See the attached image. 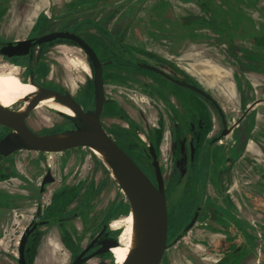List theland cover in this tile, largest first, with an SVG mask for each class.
<instances>
[{
    "label": "flooded vegetation",
    "instance_id": "1",
    "mask_svg": "<svg viewBox=\"0 0 264 264\" xmlns=\"http://www.w3.org/2000/svg\"><path fill=\"white\" fill-rule=\"evenodd\" d=\"M50 1L52 0H47V6L50 5ZM136 1L138 2L140 0L53 1V3L56 4H54L52 12L56 15L59 14L58 17L62 20L65 19L67 24H62V22L58 26L52 27L60 28L51 29L44 33L38 34L36 31L38 19L42 15L49 19L50 9L48 8V10H43V12L38 11L31 20V25H28L26 28V36L21 38L11 36L0 39V47L7 42H15L18 40L34 38L51 31L74 32L84 39L94 49L99 60L103 64L105 102L101 110L100 121L103 128L116 143L118 140L120 143L125 144L128 141L134 139L131 129L136 126V123L139 126V121L136 120L134 115L129 114V110H131L133 113H138L140 118H143V113H148L151 110L156 112L164 111L166 112V118L172 119V121H170V125L173 124L172 127L182 126L185 131V136H183L182 139H187V152L184 153L186 156V165L183 166L184 162L180 160V156L177 158L173 157V160L177 161L178 166L172 168L171 178L169 181L159 164L164 181L167 208V247L164 250L159 264L163 263L167 250L174 244L180 242L181 239L186 236L188 231L196 225L199 219L204 217L201 216V209L197 205L203 196L207 185H210L212 192L222 199L221 207L227 209V211L222 209V211L218 212L219 216L223 215L224 219H227L226 226L221 227V222H218V224L215 225L216 229L225 230V232L213 233L211 235L218 236V238L212 242L210 246V252L220 254V258H218L216 262L212 264H243V261L246 262L245 264H247V260L244 259V256H247L252 248L254 250H259L260 247L264 249V237H262L264 234H261L259 231L256 233H248L247 225L249 223L256 226L257 229H259V226L254 223L255 221L248 219V217L245 215L247 212L244 209L246 203H249L257 214L264 216L263 166L260 165L259 167V165L256 164L259 180L257 179L254 182L255 185L252 186L253 188L251 191V193H253L255 196V200H257L256 203H253L251 200L249 201L247 199V196L245 195L246 190L242 185L244 182H250V185H252V181H250L248 175L246 174L247 168L242 167V164L248 160L247 154L245 152L248 150L246 147L247 141L250 140V142L255 143L260 151V160H264V125H262L260 128V134L257 138L251 137L248 139L247 137L249 134L248 129L255 125V120L257 119V114L259 113L255 110V107L260 103H264V93L261 97H257L255 99H252V97L245 98V95L241 94L240 99L245 98L244 107L242 110L238 109V115L236 119L230 120L220 105L221 112L214 104H212L211 101L191 88L178 84L147 68L141 67L139 63L155 65L176 79L185 80L191 85L201 87L212 96V93L207 89V87L204 86L207 84L203 82L201 83V81H199L193 73L189 72L186 67H184L182 64H179L170 57L156 54L157 52L153 51L149 47V44H151L152 41L154 42L156 37H153L154 34L151 28H143V24L145 23L143 20H141L139 15L141 12L144 13L147 11L146 6L136 9L134 8ZM175 1L181 2L183 0ZM188 1L190 4H193L195 8L192 7V9L187 10L186 14L176 16V8L174 7L173 2L169 0H164L161 2V10H155L156 14L160 15L162 21L160 22L159 32H166V34L169 36L166 40L162 39L163 42L167 41L162 45L168 47L169 49H186L196 44H204V47H208L209 45L212 46L211 44H213L215 48L224 50L227 54H229V58H231L235 64L240 60L247 64V61L250 60L251 52L249 51L254 49L255 46H264V25L258 22H253L250 25H244V23L248 21L247 17L249 16L250 11H248V14H245L243 17L240 16V19L238 18V23H236V21L228 22L229 26L231 23H234V27L230 29V31L222 33L221 35L219 32L220 25H217L213 19L214 13L211 9L213 8V5L210 2L208 4L207 0ZM103 5L107 7L100 8V6ZM77 6H79V8L75 9ZM63 7H67V11L58 13L57 9H62ZM96 7L99 8L94 10ZM78 11H81L84 14H82L80 18L72 21L73 16H75ZM7 12H10L11 16H13L14 20L16 19V21L18 20L21 22L24 19V9L22 10L19 8L16 15H14V13L10 10H6L4 14ZM171 12L174 13V18L170 15ZM87 13H90V15L86 16ZM93 13H96L95 15L98 14V16H92ZM147 23L148 25L152 26L150 19ZM174 29L176 30L175 34L177 36H174L173 38L172 33ZM11 31L16 32L15 29H12ZM260 33L261 37L259 36ZM178 39L181 40L174 41ZM51 46H73L76 47L81 53L83 60L79 58L71 59L80 60L81 66H79V68L83 71H87L89 67L91 72L90 77L92 86L90 96V87L88 85L89 80L86 77H83V80H80V84H77L74 90L71 89L69 85H67L65 80L67 74L65 72L64 66H61V64H66V52L48 50V48H51ZM198 48L200 49V46H196V49ZM238 48H240L241 52L235 50ZM60 53H62V56H60ZM49 59H52L53 62L60 63V67L56 68L55 70V75H52V72L51 74L49 73ZM71 59H69L70 63ZM0 66L15 67L21 80L30 84L33 82L34 85H32L35 86L37 90H39V88L50 89L59 92L61 95H64L66 92H68L83 110H86L89 107L93 94V69L84 50L73 40L66 38H56L52 41L30 46L28 53L25 54L7 56L0 53ZM112 68L114 70H111ZM232 73L235 84H237L235 76L239 78V82L241 81L244 83L245 81H248L247 77H244L245 73L243 70L240 72L236 69V71L233 70ZM107 76H111V78L115 77L117 81L128 84L129 86H135L139 91H134L131 93L123 90L125 95L116 93L118 97L111 96L106 90L107 82L110 80V78ZM125 84H122V86L126 87ZM123 91L119 90L118 93ZM196 94L209 101L217 115L219 124L218 127L216 126V130L214 132H205V127L209 122V115H199V101ZM33 95L35 96V94ZM30 99L31 97H27L24 100H19L9 107L4 108L14 110L15 112H23ZM52 100L62 104L61 101L56 98ZM25 102H27V104H25ZM39 103L29 111L28 116L25 118L27 127L34 133H59L66 128H74L78 124V120L76 118H73L72 116L56 109L54 110V108L52 109L51 107L49 108L45 106L41 109H38L37 106ZM43 109L55 113L57 116H59L60 120L56 124H53L40 131L34 129L31 126L29 119L34 113L40 114ZM127 111L128 114L126 115L124 112ZM224 121L226 122V126L231 128V130L226 135L220 136L221 131L224 128ZM236 129L239 130L237 132V136L234 137L233 134L236 132ZM9 130V127L0 124V138L6 135ZM228 135L233 136V141L230 144L225 143L222 149H218V151L213 153L212 156L209 155L210 170H206V173L201 169V163L205 153L198 151L197 143L206 141L209 146L222 144ZM141 138L143 139V137ZM150 144L154 147L158 160V150L155 145L148 143V145ZM191 144L193 147V154L191 153ZM147 146H145L143 143H140V148L144 158L152 166L145 154L144 149ZM225 151L228 153H225ZM41 152L48 153V151ZM7 156H0V158ZM48 159H52V157L50 156ZM241 159L244 161H241ZM50 167L51 164L47 163L46 169L40 174L37 187H30L33 189V191L27 189L25 191L26 193H30V191L34 192L36 209L34 216L30 218V220L24 225L22 233L31 222L43 221L42 224H38L33 229L28 237V241L25 246V258L27 264H30L28 254L36 240V236H50V232L55 226H57L59 230L57 236H67L65 239L60 237L61 245L67 252V264H71L74 258L84 248H86L91 240H93V238L96 236H100L98 238L100 240L105 238L114 239L116 240L117 245L110 246L107 251L95 255L81 264H85L92 258L103 255L112 256L114 259V264H116L118 261L115 257V254L113 253V250L116 246L120 245L119 236L122 228H113L111 224L114 220H122L125 215H127L129 212H132L127 197L125 196L127 200L126 204H119V202H117L116 204L112 203L111 205H107L102 209L95 210L90 208L92 196L88 194L87 191H85L84 195L79 196V194H74V191L72 190L73 188L77 187V185H67V208L70 207V210H67V212L58 211V209L55 207V203L57 199L56 193L58 194L56 189L59 186H52V184L57 181V178L56 174ZM48 171H50V175L54 179L53 181L42 185V180L45 178ZM152 173L153 176L147 173L146 174L151 179V181L156 184L153 166ZM183 179V192L180 196L173 200L170 196L171 189L174 187L176 182ZM193 186L200 188V190L195 189ZM52 188L53 190L50 193L49 201L41 208V196L49 193L50 189ZM58 191H60V189ZM237 192L244 196L243 198L245 200V204H243L241 198L238 197L239 195H237ZM10 198L14 199L15 197H12V195L7 196L8 200L5 202L7 203V206L10 204ZM209 201L211 205H216V202L212 199ZM15 202L17 201L15 200ZM77 202L79 208L71 210V207ZM70 203L73 204L70 205ZM237 209H240L239 213L236 211ZM6 210H10V208L8 207ZM212 212L216 213L215 209H213ZM8 214L9 213L7 212V215ZM89 215H94L95 217L98 215L100 219L97 220L98 222H91L89 221L91 218ZM193 218H195L193 225L186 233L181 235V237L174 242L175 238L182 233L183 229L191 222ZM219 221L221 220L219 219ZM71 225L75 227L74 234H72L70 231L72 230ZM73 236H78V238H74ZM85 236L90 237L85 238ZM136 241L137 236L130 248V252L134 248ZM100 246V244L95 245L94 247L90 248L83 256L94 252ZM188 256L193 255L189 253ZM261 264H264V261Z\"/></svg>",
    "mask_w": 264,
    "mask_h": 264
},
{
    "label": "rangeland",
    "instance_id": "2",
    "mask_svg": "<svg viewBox=\"0 0 264 264\" xmlns=\"http://www.w3.org/2000/svg\"><path fill=\"white\" fill-rule=\"evenodd\" d=\"M53 1L57 2V0H52L50 1V5L47 6V0H0V39L11 36L17 38L26 36V28L28 25H31V20L34 18V15L38 11L43 12V10H48V8L50 9V18L47 19L44 15L40 16L36 25V31L38 34L44 33L51 29H58L60 27H52L58 26L62 22V24H67L65 19L62 20L58 17L59 14L56 15L52 12L54 4H56L53 3ZM162 1L164 0H140L138 2L136 1L134 4V8L136 9L146 6L147 11L144 13L141 12L139 17L145 23L143 24V28H151L154 34L153 37H156V39L153 38L155 40L149 44V47L153 51L157 52L156 54L170 57L179 64H182L189 70V72L193 73L195 77L201 81V83L203 82L207 84L205 86L226 112V115L229 117V119H236L238 115V109H243L245 103L244 99L246 97H252V99H255L257 97H261L264 93V46H255L254 49L249 51L251 52L250 60L247 61V64L241 60L235 64L234 61L229 58V54H227L224 50L215 48L213 44H211L212 46L209 45L208 47H204V44H196L186 49H169L168 47L162 45L167 42H163L162 39L166 40L169 36L166 34V32H159L160 22L162 21L160 15H157L155 11L157 9L161 10L160 6ZM169 1L173 2L174 7L176 8V16L186 14L187 10L192 9V5L188 0H183L181 2H177L175 0ZM235 1L237 0H230L231 4ZM209 2L212 4L213 1L207 0L208 4ZM248 2L252 4V0H248ZM243 3L245 7L249 6L244 1ZM252 5L253 7L249 6L251 10L249 12V16L247 17L248 21H246L244 25H250L253 22H258L264 25V3L259 2ZM104 7L107 6H100V8ZM19 8L22 10L24 9L25 12L24 19L21 22L18 20L16 21V19L14 20V17L11 16L10 12L4 14L6 10H10L14 13V15H16ZM78 8L79 6L75 7V9ZM98 8L96 7L94 10H97ZM233 10L234 7L231 10V21H236V23H238L239 19H237V16ZM63 11H67V7L57 9L58 13ZM82 14L84 13L78 11L75 16H73L72 21L80 18ZM95 14L93 13L92 16L97 17L98 14ZM87 15H90V13H87L86 16ZM170 15L173 18L175 17L174 13L172 12ZM149 19L152 22V26L148 25L147 23ZM233 27L234 23H231L230 26L228 23L226 26L220 25L219 32L222 35V33L230 31V29ZM12 29H15L16 32L11 31ZM175 32L176 30L174 29L172 33L173 38L174 36H177ZM259 36L261 37V33ZM180 40L181 39L174 41ZM196 46H200V49H196ZM48 50L66 52V64H61V66H64L65 72L67 74L65 77L67 85H69V87L74 90L77 84H80V80H83V77H86L89 80L88 85L90 87V96L92 86L90 77L91 72L89 67L87 71H83L79 68V66H81V61L78 59H71L79 58L83 60V57L77 48L73 46H51V48H48ZM235 50L241 52L240 48ZM60 56H62V53H60ZM69 59H71L72 64L69 62ZM48 64L50 65L49 73L51 74L52 72V75H55V70L56 68L60 67V63L53 62L52 59H49ZM236 69L240 72L243 70L245 73L244 77H247L248 81H245L244 83L241 81L239 82V78L235 76V80L237 82V84H235L232 72L233 70L236 71ZM111 70L114 69L112 68ZM107 77H109L110 80L107 82L106 90L111 96L118 97L117 94L123 95L124 91L131 93L134 91H139L135 86H129L128 84L117 81L115 77ZM122 84H125L126 87L122 86ZM119 90L124 91L118 93ZM241 94L245 95V98L240 99ZM197 97L199 101V115H209V122L205 127V132H214L216 130V126L218 127L219 124L217 115L209 101L200 95H197ZM37 108L40 109V106L38 105ZM255 110L259 113L257 114L255 125L248 129V139L251 137L257 138L260 134V128L262 125H264V103L257 105ZM124 113L127 115L128 111ZM129 114L134 115L136 120L139 121V126L136 123V126L131 129L134 139L128 141L125 144H122L117 140V143L147 174L151 176H153L152 166L144 158L140 148V143L145 144V146H147L148 143L155 145L158 150L159 164L163 169L166 178L170 181L172 168L178 166L177 161L173 160V157L177 158L180 156V160L184 162L183 166L186 165V156L184 153L187 152V139H182V137L185 136L184 129L182 126L172 127L173 124L170 125V121H172V119L166 118V112L164 111L156 112L151 110L148 113H143V118H140L138 113H133L131 110H129ZM59 120V116H57L55 113L43 109L40 114L34 113L30 117L29 122L34 129L42 131L49 126L56 124L59 122ZM238 130L239 129H236V132L233 134L234 137L237 136ZM140 135L143 137V139L140 137ZM232 141L233 136L228 135L224 140V143L214 146H209L206 141L202 143L198 142V151L205 153L201 163V169L205 172L206 170H210L209 155L212 156L213 153L218 151V149H222L225 143L230 144ZM246 147L248 150L245 152L247 154L248 160L242 164V167L247 168L246 174L248 175L250 181H252V185H250V182H242V185L246 190L245 195L247 196V199L249 201L251 200L253 203H256L257 200H255L254 194L251 193L253 188L252 186L255 185L254 182L257 179L259 180L256 164L259 165V167L262 165L264 169V160H260V151L255 143L250 142L249 140L247 141ZM225 153L228 152L225 151ZM50 156L52 159H48ZM241 161L244 160L241 159ZM47 163L51 164L50 168L56 174L57 178V181L53 183L52 186H59L56 189L58 194L56 193L57 199L55 203V207L58 209V211L67 212V210H70V207L67 208V185H77V187L73 188L72 190L74 191V194H79V196L84 195L85 191H87L88 194L92 196L90 208L95 210L102 209L103 207L111 205L112 203L116 204L117 202H119V204H126V195L111 173L109 165L91 147L88 148L86 146H78L67 149V151L48 153L35 150H17L7 157L0 158V238H2L0 242V253L5 247L13 248V246L10 245L13 239L21 237L24 225L30 220V218L34 216L36 209L34 192L30 191V193H26L25 191L26 189L33 191V189L30 187H37L40 174L46 169ZM183 184L184 179L179 180L171 189L170 196L173 200L182 194L184 189ZM196 186L193 187L197 190H200V188ZM59 189L60 191H58ZM52 190L53 188L50 189L49 193L41 196V208L49 201V196ZM9 195H12V197L15 198H10V204L7 206V203L5 202H7V196ZM237 195H239L238 197L241 198L243 204H245V200L243 198L244 196L240 195L238 192ZM211 199L216 202V205H211L209 203V200ZM15 200L17 202H15ZM72 204L73 203H70V205ZM197 206L200 207L201 216L204 217L199 219L196 225L188 231L186 236L183 237L180 242L174 244L167 250L162 264H212L216 262L218 258H220L219 253L210 252V246L212 242L218 238V236L211 235L213 233L225 232V230L216 229L215 225L218 224V222H221V227L226 226L227 219H224L223 215L219 216L218 212L222 211V209L227 211V209L221 207L222 199L212 192L210 185H207V188L205 189L203 196L199 200ZM8 207L10 210H6ZM76 208H79L78 202L71 207V210ZM213 209H215L216 213L212 212ZM244 209L247 212L245 215L248 217V219L255 221L254 223L259 226V229H257L256 226L249 223L247 225L248 233H256L259 231L261 234H264V216L257 214L249 203H246ZM236 211L239 213L240 209H237ZM7 212L9 213L8 215ZM89 217H91L89 219L91 222H98L97 220L100 219L98 215L96 217L94 215H89ZM219 219L221 221H219ZM71 227L72 230L70 231L72 234H74L75 227H73V225H71ZM58 233L59 230L57 226H55L54 229L51 230L50 236H36V240L28 254L30 264H67V252L63 249L60 242V237L65 239L67 236H57ZM73 237L78 238V236ZM89 237L90 236H85V238ZM15 252L18 256L17 250H15ZM189 253L193 256H188ZM0 258L4 262H8L5 257ZM244 259L247 260V264H259V262L261 264L264 261V249L260 247L259 250H254L252 248L247 256H244ZM242 263L245 264L246 262L243 261ZM85 264H114V259L110 255H103L92 258ZM116 264L119 263L116 262Z\"/></svg>",
    "mask_w": 264,
    "mask_h": 264
},
{
    "label": "water",
    "instance_id": "3",
    "mask_svg": "<svg viewBox=\"0 0 264 264\" xmlns=\"http://www.w3.org/2000/svg\"><path fill=\"white\" fill-rule=\"evenodd\" d=\"M56 38H66L76 42L84 50L90 61L93 69V94L89 107L83 110L68 92L61 95L57 91L45 88L37 90L35 96L28 101L23 112H15L0 106V124L10 128L9 132L0 138V156H7L19 149L59 152L78 146L91 147L102 152L103 156L101 157L109 165L111 173L123 189L134 212L137 241L122 264H159L167 247V208L161 168L154 147L151 144L148 145L144 150L155 171V184L103 128L100 121L101 110L105 102L103 64L94 49L74 32L51 31L34 38L4 43L0 47V53L7 56L25 54L28 53L30 46L52 41ZM139 65L191 88L211 101L221 112L218 102L201 87L191 85L185 80L176 79L155 65L147 63H139ZM31 84L34 85L33 82ZM48 95H54L63 105L68 106L74 112L72 117L78 120V124L74 128H66L60 133L36 134L27 127L25 118L29 111ZM230 130L231 128L227 127L224 121V128L220 136L226 135ZM191 153L193 154L192 144ZM53 179L50 171H48L42 180V185L53 181ZM194 222L195 218L175 238L174 242L186 233ZM42 223L43 221H33L22 233L17 247V264H27L25 246L28 237L33 229ZM99 237L93 238L71 264H81L87 259L107 251L110 246L117 245L114 239L100 240ZM97 244L101 246L94 252L83 256Z\"/></svg>",
    "mask_w": 264,
    "mask_h": 264
},
{
    "label": "bare ground",
    "instance_id": "4",
    "mask_svg": "<svg viewBox=\"0 0 264 264\" xmlns=\"http://www.w3.org/2000/svg\"><path fill=\"white\" fill-rule=\"evenodd\" d=\"M36 92L37 88L35 86L21 80L15 67L0 66V106L9 107L19 100H24L27 97L32 98L34 96L33 94ZM45 98L54 99L55 97L54 95H48ZM52 99L42 100L39 103L40 109L45 106L51 107L52 109L54 108V110L56 109L70 116H74V112L68 106L59 104ZM25 104H27V102H25ZM93 149L99 156H103L102 152L95 148ZM111 225L113 228H122L119 236L120 245L115 248L113 247V253L118 263L122 264L129 254L130 248L137 236L133 210L125 215L122 220H114Z\"/></svg>",
    "mask_w": 264,
    "mask_h": 264
},
{
    "label": "crops",
    "instance_id": "5",
    "mask_svg": "<svg viewBox=\"0 0 264 264\" xmlns=\"http://www.w3.org/2000/svg\"><path fill=\"white\" fill-rule=\"evenodd\" d=\"M243 1L248 4L250 7H253L252 4L256 3H264L263 0H252V4L248 2V0H237L235 2H230V0H214L212 5L213 8L212 12L214 13L213 19L215 20V23L218 25L226 26L228 22L231 21L232 16V8L234 7L233 12L236 14L237 19H240V16L243 17L245 14H248V11L251 10L249 6L245 7ZM192 7L193 4H191ZM263 5V4H262ZM205 86V85H204ZM206 87V86H205ZM209 88V86H208ZM6 248V250H5ZM4 250H1L0 257H5V259L8 262H4L0 258V264H16V254L15 249L10 247H5ZM4 251V253H3Z\"/></svg>",
    "mask_w": 264,
    "mask_h": 264
},
{
    "label": "built area",
    "instance_id": "6",
    "mask_svg": "<svg viewBox=\"0 0 264 264\" xmlns=\"http://www.w3.org/2000/svg\"><path fill=\"white\" fill-rule=\"evenodd\" d=\"M1 239L2 238H0V242H1ZM19 239H20V237H18L17 239H13V241H12V243L10 244L11 246H13V248L15 249V250H17V247H18V244H19Z\"/></svg>",
    "mask_w": 264,
    "mask_h": 264
},
{
    "label": "trees",
    "instance_id": "7",
    "mask_svg": "<svg viewBox=\"0 0 264 264\" xmlns=\"http://www.w3.org/2000/svg\"><path fill=\"white\" fill-rule=\"evenodd\" d=\"M125 211H127V210H125Z\"/></svg>",
    "mask_w": 264,
    "mask_h": 264
}]
</instances>
